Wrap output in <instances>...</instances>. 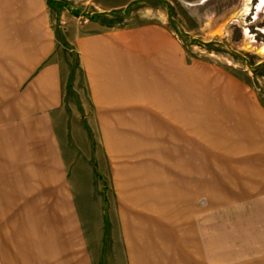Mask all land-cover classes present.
<instances>
[{
  "label": "rangeland",
  "instance_id": "obj_1",
  "mask_svg": "<svg viewBox=\"0 0 264 264\" xmlns=\"http://www.w3.org/2000/svg\"><path fill=\"white\" fill-rule=\"evenodd\" d=\"M52 1L57 4L44 0V10L40 4L41 19L32 17L26 0H17L22 6L13 12L19 27H11L12 39L38 20L50 32L34 72L23 71L22 57L47 45L4 43L0 36V132L22 129L16 118L36 109L20 97L26 83L39 68L58 64L62 103L50 114L65 169L54 170L59 155L49 149L37 161L31 145L0 154V264H122L111 257L123 243L122 218L133 220V201L136 211L144 205L140 196L165 205L170 178L173 210L149 211L158 225L173 226L183 250L194 239L198 256L188 250V259L264 264V131L247 125L264 121V54L257 51L264 44V5L258 11L259 0ZM98 32L138 44L142 69L144 46L149 53L171 50L169 99L174 111L183 106L174 119L187 114L188 120L138 121L128 116L136 114L131 107L117 117L119 110L95 106L76 39ZM29 100L36 103L35 96ZM119 139L126 147L117 146Z\"/></svg>",
  "mask_w": 264,
  "mask_h": 264
},
{
  "label": "crops",
  "instance_id": "obj_2",
  "mask_svg": "<svg viewBox=\"0 0 264 264\" xmlns=\"http://www.w3.org/2000/svg\"><path fill=\"white\" fill-rule=\"evenodd\" d=\"M5 1H7L6 7H0V18H3L5 20H3L4 23L0 24V36L2 37L1 42L36 43L43 41L44 44L47 45L39 53H34L33 49L31 48V53L26 52L25 54L27 55L22 57V66L25 67L23 71L27 70L30 74L31 72H34L33 70L35 69V66L40 63L44 55V50H46L48 47L47 42L50 41V37L48 38V34L50 35V32L46 33L45 26L42 24L41 29L38 20L36 23L31 25L32 29H30V25L21 27V29L23 30L17 33V39H12L9 32L11 30V27H19L16 23H14L15 18L13 16V12L16 11V9L21 8L22 5L19 6V2H17V0ZM26 4H32L34 6V8L27 7V9L32 10V17H40V13H42L40 7L43 6L42 10H44V0H26ZM9 9H11L10 12L12 13V16L10 17V23L8 22L6 24L5 22L8 19L6 13H8L7 11ZM0 22L2 21L0 20ZM121 42L122 41L120 37H118V35L113 32H98L91 36H82L76 39L78 63L83 71L86 87L90 92V96L94 105L100 108L119 110L114 113V115H116L117 117L119 115H123L121 110H124L127 107H131V109H135V111L133 112H135L136 114L128 116H137L135 120L138 121L146 119H148L149 121L165 123L187 121L188 116L187 114L184 115L183 113L180 116L183 117L184 115L186 118L185 120L182 118L180 120L174 119V117L178 116L174 115V112L181 113L183 111L182 105H180L179 110L177 109L174 111L172 108L173 102L169 98V100L167 98H163L167 95L169 97V93L167 92L168 86H174L172 51L167 50L166 47L162 48L160 46V49L158 51L149 53L150 48L148 49L147 46H144L143 56L145 66L142 69L138 67L141 54L139 50H134V47L138 44L133 45V43L128 41L129 44L123 45ZM141 42L145 44L144 41ZM138 43H140V41H138ZM113 62L114 64H112ZM121 70L123 72L125 70L129 72L125 71V73H123ZM155 70L157 73L155 72ZM137 74L140 79L137 78ZM132 76L134 77V79L132 78ZM150 76H152L153 78ZM151 79H153L154 81ZM117 83L119 84L117 85ZM153 85L155 88L154 92H152L151 94H149L148 92L143 93V95L141 94V86ZM25 86L26 88L20 94V97L22 100L27 101V107L35 108L36 106V109H31V111L27 112V114L23 115L22 117L19 116V118H16L17 120L15 122H22L23 124H25L20 131L11 133L0 132V154L11 155L13 153L11 149H23V147H28V145H31V148H33V151H31V153L36 156L35 159L37 161V156L44 155L49 149L50 152L59 155L58 159L60 161L57 162L56 166L53 165L54 170L63 171L65 168L64 166H62L63 164L60 158V144L57 142L56 131L53 129L55 120L50 114V108H57L62 103V82L59 65L54 63L39 68L38 71H35L32 79H30ZM99 87L101 90L99 89ZM101 87L106 88L103 91V88ZM129 88L130 90H132L129 91ZM133 90L135 93L133 92ZM147 90L148 88H145L144 91ZM30 96H35L36 103H32L29 100ZM150 96H155V101L150 100ZM109 97L110 101L108 100ZM103 99H105L106 102ZM169 101H171V105L169 104ZM142 107H151L152 109L149 111V113L144 115L140 111V108ZM169 107L171 110L169 109ZM106 111L108 113V110ZM117 120H119V118H117ZM104 121L107 120L104 119ZM249 124H251L252 128L256 131H259L261 129L262 131H264V121H262L260 124L252 121L247 123V125ZM185 133L187 134L188 131H186ZM9 138H14L15 140L9 141ZM185 138L187 139V136ZM31 169L45 170L44 168L39 166H33ZM158 185L162 186V184ZM164 187L167 190L163 196V201L165 203V205L163 206H159L160 202L159 204L157 203V205L154 204L156 198L153 199L152 205L151 203H148L149 201L146 200L145 196H140V198L143 200L142 202L144 203V205L141 206L140 210L136 211L135 201H133V220H128L125 217L122 218V222L120 224L123 243L121 246L118 245L116 247L115 253L111 254L112 258H115L117 261L120 258L122 260V264H124V262L125 264H172V261L174 259L176 260V264H178V262H180V259H182L183 257H186L187 259L190 258L187 255L188 250L191 251L192 254L195 252L196 256H198V246H194L196 245V243H194L193 238V243L191 244L192 248L183 250L182 245L176 243L175 239L173 238V234H179L174 233L173 226H165L164 224H161V222H159L161 225H158V218H155L153 215H151V212L149 211L150 208H153L155 210H158L159 212L162 211V213H165L167 207L169 210H173L172 178L168 179L167 182L165 181ZM142 212L144 214H142ZM169 215H171L172 217V213ZM168 217L171 218L170 216ZM170 227L172 228L171 230ZM192 229L188 228L189 236L190 234H192V236L193 234H195L194 230ZM149 230L151 231L149 232ZM164 233L166 234L164 235ZM181 234H184V232H181ZM177 240H179V243L182 241L181 238L178 237ZM173 243L177 245L176 248H174ZM163 244L166 246H164ZM86 255L88 256V253ZM187 264H199V261L197 260V258H191V260ZM201 264H203V262Z\"/></svg>",
  "mask_w": 264,
  "mask_h": 264
},
{
  "label": "bare ground",
  "instance_id": "obj_3",
  "mask_svg": "<svg viewBox=\"0 0 264 264\" xmlns=\"http://www.w3.org/2000/svg\"><path fill=\"white\" fill-rule=\"evenodd\" d=\"M264 5V0H259V2L257 3V5H256V9L259 11V9H261L262 8V6ZM244 6V5H243ZM245 11H247V5H245V7H244V11L243 12H245ZM245 33L247 32V29L245 28ZM261 31L264 33V27L263 28H261ZM215 33H218V31L217 32H215ZM247 35V34H246ZM253 41V39L252 40H250L249 42H252ZM247 46L246 47H249L250 45L249 44H246ZM257 51L258 52H260L261 54H264V44H262V45H260L259 47H257ZM134 63V62H133ZM112 64H114V62L112 63ZM137 66V65H136ZM123 67V66H122ZM121 67V68H122ZM130 68V67H129ZM153 68V67H152ZM122 71V70H121ZM126 71V70H125ZM125 71L123 72V73H125ZM141 71V70H140ZM153 71V70H152ZM126 72H129V71H126ZM154 72V71H153ZM155 72H156V70H155ZM116 73V72H115ZM138 73V72H137ZM143 73V72H142ZM148 73V72H147ZM157 73V72H156ZM127 74H130V73H127ZM155 74V73H154ZM143 75V74H142ZM155 76V75H154ZM129 77H130V75H129ZM150 77H152V76H150ZM161 77V76H160ZM128 78V77H127ZM132 78L134 79V77L132 76ZM137 78H139L138 77V74H137ZM147 78V77H146ZM145 78V79H146ZM153 78V77H152ZM159 78V77H158ZM106 79V78H105ZM104 79V80H105ZM140 79V78H139ZM139 79H138V81H139ZM156 79V78H155ZM160 79V78H159ZM142 80V79H141ZM151 80H153V79H151ZM162 80V79H161ZM132 81V80H131ZM154 81V80H153ZM152 82V81H151ZM164 82V81H163ZM156 83V82H155ZM155 83H153V84H155ZM119 83H117V85H118ZM161 84V83H160ZM165 84V83H164ZM102 85V84H101ZM106 85V84H105ZM131 85V84H130ZM162 85V84H161ZM121 86V85H120ZM156 86V85H155ZM166 86V85H165ZM129 87V86H128ZM134 87V86H133ZM167 87V86H166ZM101 88H103V87H101ZM106 87H104L102 90L104 91V89H105ZM122 88V87H121ZM145 88H148V90L147 91H144L145 90ZM157 88V87H156ZM99 89H100V87H99ZM138 89V88H137ZM165 89V88H164ZM101 90V89H100ZM110 90V89H109ZM132 90V89H131ZM130 90V88H129V91H131ZM140 90H141V94L143 95V93H145V92H148L149 94H151L152 92H154V90H155V88H154V85L153 86H141L140 87ZM157 90V89H156ZM123 91V90H122ZM144 91V92H143ZM165 91V90H164ZM133 92H134V90H133ZM156 92V91H155ZM166 92V91H165ZM167 92L168 93H170V91H168V89H167ZM102 93H104V92H102ZM135 93V92H134ZM122 94H123V92H122ZM137 94V93H136ZM156 94V93H155ZM158 94V93H157ZM109 95V94H108ZM107 95V96H108ZM166 95V94H165ZM110 96V95H109ZM138 96V95H137ZM143 97V96H142ZM133 98H135V97H133ZM137 98V97H136ZM139 98V97H138ZM144 98V97H143ZM164 99L165 98H169L168 97V95L167 96H164L163 97ZM170 98H171V96H170ZM172 98H174V97H172ZM149 99L150 100H154L155 101V96H150L149 97ZM157 99V98H156ZM103 100H105V99H103ZM109 101H110V97H109V99H108ZM107 100V101H108ZM140 100V99H139ZM144 100V99H143ZM169 100V99H168ZM141 101V100H140ZM157 101H158V99H157ZM173 101H174V99H173ZM105 102H106V100H105ZM142 102V101H141ZM140 102V103H141ZM159 102V101H158ZM162 102V101H161ZM177 102V101H176ZM175 103V102H174ZM124 104V103H123ZM163 104V103H162ZM169 104L171 105L172 103H171V101H169ZM161 105V104H160ZM159 105V106H160ZM174 106V105H173ZM177 106V105H176ZM175 106V107H176ZM173 108V107H172ZM179 108H180V106H179ZM169 109H170V107H169ZM173 109H175V108H173ZM165 110V109H164ZM171 110V109H170ZM165 112H167V111H165ZM174 112V111H173ZM176 113L177 112H174V115H176ZM173 114V113H172ZM110 127H112V126H110ZM109 128V127H108ZM110 131V130H109ZM120 140V139H119ZM118 141V140H117ZM119 142V141H118ZM120 142H122V143H120V145L118 144L117 146L118 147H120V148H122V145L123 146H125L126 147V144L124 143V141H122V140H120ZM182 194V193H181ZM180 194V195H181ZM179 195V196H180ZM172 228L170 227V230H171ZM151 230H149V232H150ZM169 233H170V231H169ZM175 233V232H174ZM159 234V233H158ZM166 233H164V235H165ZM166 237V236H165ZM174 238V237H173ZM179 238V237H178ZM165 239V238H164ZM175 239V238H174ZM177 239V238H176ZM177 241V240H176ZM179 241V240H178ZM167 243V242H166ZM164 244H165V242H164ZM163 244V245H164ZM174 244V243H173ZM164 246H166V245H164ZM165 248V247H164ZM168 248V247H167ZM166 249V248H165Z\"/></svg>",
  "mask_w": 264,
  "mask_h": 264
},
{
  "label": "trees",
  "instance_id": "obj_4",
  "mask_svg": "<svg viewBox=\"0 0 264 264\" xmlns=\"http://www.w3.org/2000/svg\"><path fill=\"white\" fill-rule=\"evenodd\" d=\"M48 1V3L51 5L52 4V6H54V5H56L57 3H55L54 1H52V0H47ZM54 4V5H53Z\"/></svg>",
  "mask_w": 264,
  "mask_h": 264
}]
</instances>
